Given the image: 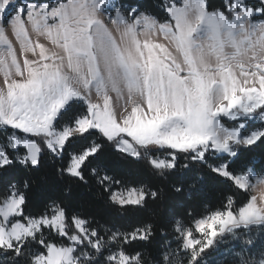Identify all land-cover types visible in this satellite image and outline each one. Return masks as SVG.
Masks as SVG:
<instances>
[{"label": "snow or ice", "instance_id": "obj_1", "mask_svg": "<svg viewBox=\"0 0 264 264\" xmlns=\"http://www.w3.org/2000/svg\"><path fill=\"white\" fill-rule=\"evenodd\" d=\"M210 9L208 0H167L158 20L137 8L122 11L114 0H0V126L13 130L0 143V171L35 168L52 154L63 160L60 175L86 183L90 158L103 145L69 148L94 136L161 175L176 168L181 154L207 163L264 143V123H247L264 122V0L259 7L224 0ZM221 117L237 123L227 127ZM161 150L165 158L156 155ZM209 167L249 192L247 202L237 206L229 195L192 227L175 221L178 247L163 252L159 264H183L182 258L202 264L206 250L226 236L240 240L254 226L264 229V175ZM92 174L113 205L142 206L157 197L96 169ZM28 203L15 184L0 191V253L13 264L32 248L30 264H101L97 257L103 264H143L125 246L147 241L151 225L105 238L62 202L38 216L27 212ZM45 230L68 243L50 242ZM243 245L236 264H264V249L254 253L251 237Z\"/></svg>", "mask_w": 264, "mask_h": 264}, {"label": "trees", "instance_id": "obj_2", "mask_svg": "<svg viewBox=\"0 0 264 264\" xmlns=\"http://www.w3.org/2000/svg\"><path fill=\"white\" fill-rule=\"evenodd\" d=\"M22 1L25 0H18L20 3ZM52 1L54 0H49ZM166 2L167 0H117V5L122 11L133 7L158 20H163L166 16L164 10ZM223 2L224 0H208L211 9L220 8ZM249 3L256 7L260 5L254 0H249ZM221 120L227 127L235 126L237 123L225 117ZM247 123L260 126L264 122L248 121ZM12 131L10 128L0 126V143H5ZM93 142L101 143L103 147L96 158H90L85 170L86 183L67 175H60L59 169L63 160L52 154H45L38 167L17 164L6 173L0 171V191L13 184L25 190L29 196L27 212L36 216L43 213L52 201L62 202L70 213L91 220L92 226L98 228L105 238L113 231L131 232L136 228L151 225L152 235L147 241L136 240L125 246L130 254L140 253L143 264H159L163 252L177 249L178 238L173 227L175 221L180 220L192 227L195 220L221 209L229 195L236 200L237 206L247 202L249 192L234 188L225 178L212 172L209 165L225 163L237 172L246 171L247 168H252L257 173L264 172V143L259 142L240 148L237 157L215 154L207 163L192 162L181 154L177 157L176 168L163 175L153 170L146 160L123 156L113 144L105 142L99 136L89 137L79 145L74 144L69 148V152L79 151L81 147H87ZM164 154H167L165 150L156 153L157 156ZM93 169H96L101 176L105 174L113 176L122 184L155 191L157 197L149 196L142 206L113 205L97 183L96 177L92 174ZM25 184L28 185L26 189ZM177 188L180 191H177ZM257 228L253 227L248 232L253 239L254 253L264 249V239L259 237L255 240L253 237ZM44 236L50 242L68 243L66 239L62 240L58 237L54 231L45 230ZM244 247L239 241L236 242L233 250L240 252ZM34 251L35 248L27 249L25 254L16 257V260L19 264H30L31 253ZM216 253L217 251L208 252L203 256L212 262L209 261L207 264H236L237 259L233 260L232 257L225 259L222 254L217 255L219 259L213 263L212 258ZM107 254L104 253L105 256ZM97 259L103 264L102 257ZM184 262L186 263V258ZM202 263L205 264V261L202 260ZM0 264H13V261L9 255L0 253Z\"/></svg>", "mask_w": 264, "mask_h": 264}, {"label": "rangeland", "instance_id": "obj_3", "mask_svg": "<svg viewBox=\"0 0 264 264\" xmlns=\"http://www.w3.org/2000/svg\"><path fill=\"white\" fill-rule=\"evenodd\" d=\"M23 2H25V1H22L21 3H23ZM56 2V0H54V1H52V2H50V3H55ZM182 2H183V0H180V3L182 4ZM114 3L117 5V0H114ZM118 6V5H117ZM222 118V117H221ZM225 118H227L228 119V117H225ZM256 121H260L258 118L257 119H255V120H251V121H249V122H256ZM221 122H222V120H221ZM223 123V122H222ZM1 127H3V126H1ZM12 134V132L8 135V137L10 136ZM7 137V138H8ZM7 141V140H6ZM219 154V153H218ZM223 154H227V153H223ZM167 154H164V155H159V157L160 158H165V156H166ZM221 164H225V163H219V164H217L216 166H219V165H221ZM248 169V168H247ZM256 172V171H255ZM257 173V172H256ZM257 174H259V175H264V172H262V173H257ZM255 182V181H254ZM137 188H139V187H137ZM252 194H255V193H252ZM210 214V213H209ZM209 214H206V215H204L203 217H205V216H207V215H209ZM202 218V217H201ZM200 219V218H199ZM198 220V219H197ZM193 224H194V222H193ZM255 227V226H254ZM254 232H256L255 233V236H253L254 237V239L256 240L257 238H259V237H262L263 239H264V229H261V228H257L256 230H254ZM194 235H197L196 233H194ZM248 237H252L248 232L247 233H245V235L240 239V240H235V239H233L231 236H226L225 237V239L221 242V243H219L218 245H216V246H214V247H212V248H210V249H207V252H205V254H207L208 252H210V253H213V251H217V253L214 255V257L212 258L213 260V263L214 262H217L218 261V259H219V255H223V257L226 259V258H228V259H230V257H232V259L233 260H235V259H237L238 257H237V253H239V251H236V250H233L234 248V246L236 245V242L238 243L239 241L241 242V243H243V239H247ZM263 248H264V246H263ZM204 254V255H205ZM218 255V256H217ZM223 259V258H222ZM203 260L205 261V264H207V262H209L210 261V263H212L211 262V260L209 259V258H206V256L203 258ZM182 261H183V264H186L185 262H184V258H182ZM203 264V263H202Z\"/></svg>", "mask_w": 264, "mask_h": 264}, {"label": "crops", "instance_id": "obj_4", "mask_svg": "<svg viewBox=\"0 0 264 264\" xmlns=\"http://www.w3.org/2000/svg\"><path fill=\"white\" fill-rule=\"evenodd\" d=\"M261 19H264V18H261ZM10 38L14 40V37H10ZM33 39L36 40L37 37L33 36ZM39 39H40L41 42L45 43L46 47H50L51 50H53V51H57L58 50V49H56L54 47H51L50 41H47L45 38H39ZM17 47H18V44H17Z\"/></svg>", "mask_w": 264, "mask_h": 264}, {"label": "water", "instance_id": "obj_5", "mask_svg": "<svg viewBox=\"0 0 264 264\" xmlns=\"http://www.w3.org/2000/svg\"><path fill=\"white\" fill-rule=\"evenodd\" d=\"M254 1H256V2L260 3V0H254Z\"/></svg>", "mask_w": 264, "mask_h": 264}]
</instances>
